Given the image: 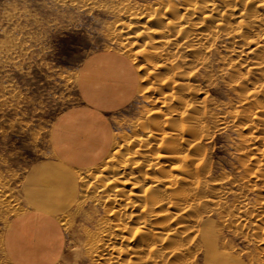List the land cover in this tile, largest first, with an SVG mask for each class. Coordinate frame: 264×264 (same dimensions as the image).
Returning <instances> with one entry per match:
<instances>
[{"label": "bare ground", "instance_id": "6f19581e", "mask_svg": "<svg viewBox=\"0 0 264 264\" xmlns=\"http://www.w3.org/2000/svg\"><path fill=\"white\" fill-rule=\"evenodd\" d=\"M168 3L131 11L115 23L119 46L141 49L143 81L157 79L146 90L155 106L116 147L111 166L87 186L86 193L105 209L88 235L89 263L194 264L199 228L214 216L221 225L252 228L264 264V197L248 199L245 192L255 189L247 190L243 177L240 182L209 177L202 145L210 136L206 111L190 100L201 94L196 71L208 67L206 55L217 42H227L232 58L225 60L226 72L235 70L228 84L241 95V110L217 112L214 129L233 125L245 132L239 154L248 153L244 160L253 168L247 176L264 188V0ZM245 48L254 59L250 64ZM159 72H166L160 80ZM235 183L234 190L227 188Z\"/></svg>", "mask_w": 264, "mask_h": 264}, {"label": "rangeland", "instance_id": "374dc122", "mask_svg": "<svg viewBox=\"0 0 264 264\" xmlns=\"http://www.w3.org/2000/svg\"><path fill=\"white\" fill-rule=\"evenodd\" d=\"M167 1L172 5L184 0H0V264H12L3 250V234L14 217L27 211L23 195L26 174L43 161H55L50 132L56 118L78 103V69L89 56L115 52L131 64L138 81L132 102L112 115L111 149L101 165L66 176L68 187L64 192L69 196L62 192L61 197V191L45 195L47 201H56L55 215L64 235L63 252L55 264H90L86 242L105 209L94 202L90 192L86 193L87 186L104 166H111L116 147L133 135L145 111L155 106L150 100L154 95L146 90L155 87L157 79L143 81L145 72L139 70L141 49L123 50L114 38L115 23L145 6H166ZM226 44L217 42L206 55L208 67L196 71L201 94L190 100L197 102V110L206 111L210 136L202 145L209 177L220 180L227 176L235 182L243 177L245 188L253 185L255 189L245 192L247 198L257 201L264 197V188L259 180L248 178L253 168L244 160L248 153L241 156L238 151L242 147L240 136L245 132L233 125L214 129L217 112L240 111L242 103L241 95L231 91L228 84L227 77L235 76V70L226 72L225 60L231 57ZM243 51L246 64L254 61L247 48ZM165 73L159 72L158 79ZM88 175L87 182H79L80 177ZM235 186L227 188L234 190ZM206 221L195 241L194 264L260 263L263 247L252 228H240L231 221L221 225L214 216Z\"/></svg>", "mask_w": 264, "mask_h": 264}, {"label": "crops", "instance_id": "0c3cea01", "mask_svg": "<svg viewBox=\"0 0 264 264\" xmlns=\"http://www.w3.org/2000/svg\"><path fill=\"white\" fill-rule=\"evenodd\" d=\"M137 81L131 64L115 52L94 54L81 64L78 103L63 111L51 128L55 161L29 169L23 181L27 211L14 217L3 234V250L12 264H55L59 260L64 235L55 215L58 207L45 195L61 191L63 197L66 176L93 168L106 158L113 142L112 115L132 102Z\"/></svg>", "mask_w": 264, "mask_h": 264}]
</instances>
